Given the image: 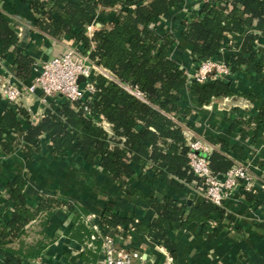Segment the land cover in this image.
Here are the masks:
<instances>
[{
	"label": "crops",
	"instance_id": "1",
	"mask_svg": "<svg viewBox=\"0 0 264 264\" xmlns=\"http://www.w3.org/2000/svg\"><path fill=\"white\" fill-rule=\"evenodd\" d=\"M206 1L181 0L159 18L161 29L176 36L170 57L174 56L188 83L192 81L188 75L193 73L195 64L188 45L178 37L182 28L180 20L182 16L194 17ZM29 3L30 0H0V14L17 34L22 52L33 59L29 76L24 80L27 82L35 74L34 63L62 54L67 45H76L87 52L82 43H73L66 37L53 38L37 28L34 23L37 14ZM115 14L116 8L110 9L106 19H113ZM89 26L86 35L92 37L97 28L107 27L108 23L95 21ZM250 34L256 35L251 47L261 57L264 37L253 25L225 36L221 59L227 61L235 54L248 58ZM10 68L7 58L0 55V78L6 77L7 72L12 74ZM262 79L263 73L256 72L253 63H247L230 78L235 88L255 94L253 100L234 95L225 96L229 101L217 97L200 104L187 91L182 95L181 106L189 109L181 120L185 140L194 137L208 140L214 146L213 151L228 156L234 163H245L257 181L251 189L241 185L235 188L223 206L218 207L219 212L211 213L205 224L170 221L156 215L144 201L130 195L126 186L117 184L107 171L86 162L81 154L56 155L51 134L41 133L38 146L26 142L25 132L43 118L47 106L36 96L25 97L19 105L7 104L0 97V264L4 262L3 253L11 251L16 252L21 264H103L104 254L95 243L102 244L106 236L113 237L121 249L139 252L135 264H264V116L260 123L255 122L264 105ZM6 110L13 113L19 128H1ZM102 125L110 134L109 125L105 121ZM134 168L135 174L126 177V183L144 196L187 204L186 212L191 205L205 201L203 186L194 181L174 187L162 177H153L150 169L138 164ZM17 177L24 179L22 194L29 208L36 209L49 197L64 198L73 209L69 210L62 202L51 209L45 208L14 233L7 225L15 208L9 186ZM101 212L117 213L164 228L175 254L171 255L146 235L125 231L123 226L108 227L100 221ZM36 250L38 253L33 254Z\"/></svg>",
	"mask_w": 264,
	"mask_h": 264
},
{
	"label": "trees",
	"instance_id": "2",
	"mask_svg": "<svg viewBox=\"0 0 264 264\" xmlns=\"http://www.w3.org/2000/svg\"><path fill=\"white\" fill-rule=\"evenodd\" d=\"M179 2L181 0H30L29 5L37 14L34 22L37 28L53 38L66 37L73 43H82L88 57L108 70L117 81L96 75L91 78L95 90L90 100L70 103L56 99L53 106L45 110L43 118L28 127L24 140L38 146L41 133L51 134L56 155L81 154L86 162L97 165L117 184L126 186L130 195L144 201L156 215L170 221L205 224L211 213L219 212V208L210 202L205 200L197 206L191 205L186 212L187 204L144 196L126 183V177L136 172L135 164L152 170L153 177H162L174 187L198 181L187 164L181 125L189 112L181 106L184 91L200 104L211 98L234 95L250 100L256 98L255 94L235 88L230 81L232 76L225 80L188 83L174 56L170 57L176 36L158 24L159 18ZM112 8H116V14L108 20ZM95 21L107 22L108 26H100L92 37H87L86 27ZM180 23L182 28L178 37L188 45L195 65L203 59H218L229 33L255 25L264 37V0L204 2L194 17L182 16ZM255 38L254 34L247 36L248 58L235 54L227 62L232 75L247 63L255 64L256 72L263 73L264 82V54L258 57L251 47ZM17 42V34L0 14V55L11 65V75L25 80L33 59L22 52ZM122 84L138 89L145 101L129 93ZM263 116L264 105L255 122L260 123ZM102 120L109 125L110 134L101 124ZM9 127L19 128L13 113L6 110L1 128ZM209 162L213 172L219 174L234 164L231 158L218 151L211 153ZM142 178L147 179L145 175ZM23 185L24 179L17 177L9 186L15 208L7 225L14 233L45 208L51 209L60 202L69 210L74 207L64 198L48 197L36 209L29 208L22 194ZM99 216L108 227L123 226L125 231L146 235L158 241L171 255L175 254L164 228L113 212H101ZM80 243L84 242L81 240ZM95 245L97 249L102 246L101 243ZM15 253L4 252L3 264H21Z\"/></svg>",
	"mask_w": 264,
	"mask_h": 264
},
{
	"label": "built area",
	"instance_id": "3",
	"mask_svg": "<svg viewBox=\"0 0 264 264\" xmlns=\"http://www.w3.org/2000/svg\"><path fill=\"white\" fill-rule=\"evenodd\" d=\"M206 3L213 2L207 0ZM87 28L89 30L91 26ZM33 70L35 74L28 82L16 79L8 72L6 77H1L2 100L7 104L19 105L25 97L36 96L47 108H51L58 98L70 103L90 100L95 90L91 78L96 75L117 81L108 70L97 65L76 45H67L62 54L52 55L46 60L34 63ZM188 76L192 81L205 83L228 79L232 76V72L225 59H203L195 65L193 73ZM79 78L83 80L79 81ZM122 87L145 101L138 89L125 84H122ZM224 98V100H230L227 97ZM102 123H104L103 120ZM185 141L187 164L198 179L194 183L199 182L203 186L204 199L214 206L222 207L223 202L239 185L245 189H251L257 184L248 166L242 162L234 163L223 173H214L209 162L214 146L208 140L194 137ZM101 249L104 254L103 264H135V260L140 258L137 251L117 247L114 238L110 236L104 238Z\"/></svg>",
	"mask_w": 264,
	"mask_h": 264
},
{
	"label": "water",
	"instance_id": "4",
	"mask_svg": "<svg viewBox=\"0 0 264 264\" xmlns=\"http://www.w3.org/2000/svg\"><path fill=\"white\" fill-rule=\"evenodd\" d=\"M85 54H87V52H85ZM83 80V78H79V81H82Z\"/></svg>",
	"mask_w": 264,
	"mask_h": 264
}]
</instances>
